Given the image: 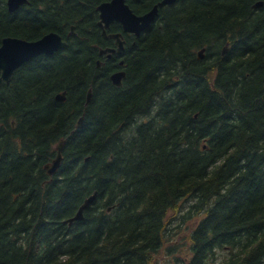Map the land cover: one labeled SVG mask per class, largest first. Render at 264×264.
Here are the masks:
<instances>
[{"label": "trees", "instance_id": "1", "mask_svg": "<svg viewBox=\"0 0 264 264\" xmlns=\"http://www.w3.org/2000/svg\"><path fill=\"white\" fill-rule=\"evenodd\" d=\"M104 1H0V40L66 41L0 83V264H155L184 200L198 220L174 264H264V0H175L137 37L113 22L126 42L109 59Z\"/></svg>", "mask_w": 264, "mask_h": 264}, {"label": "water", "instance_id": "2", "mask_svg": "<svg viewBox=\"0 0 264 264\" xmlns=\"http://www.w3.org/2000/svg\"><path fill=\"white\" fill-rule=\"evenodd\" d=\"M175 0H160L155 3L151 9L143 14H136L126 3L125 0H109L101 2L96 6L98 11V25L102 28L103 35H106V29L113 22H117L121 25L124 32L134 33L139 35L144 31L156 18L159 8L167 4H172ZM28 3V0H7V8L9 11H14L20 5ZM262 1L258 0L253 4V7L257 8L262 5ZM73 26L71 27V30ZM110 37L115 39V48H101L99 54L104 53L110 56L111 53L117 51L120 53L124 46L121 33L109 34ZM66 45L65 40L62 36L56 32H48L42 37L36 40H26L14 36L3 37L0 43L5 51V59L3 64H0V83L9 82L13 72L24 62L38 56L41 54H52L53 52L59 50ZM204 49L202 48L198 52L199 58L202 57ZM227 47H223L222 52H226ZM97 61V65H99ZM125 77V72L123 70L115 71L110 75V80L116 86H121L122 79ZM91 97V89L88 90L85 105L89 102ZM56 100L63 101L65 99V92H59L55 95ZM83 120V115L79 117L75 124L77 128ZM65 144V139H60L55 146L56 155L48 163L45 164L44 168L48 175H53L61 165L62 161V149ZM97 193L96 191L86 197L83 202L78 207L75 214L64 220V223L71 225L74 221L79 220L83 217L84 210L92 203L95 199ZM110 210V208H108Z\"/></svg>", "mask_w": 264, "mask_h": 264}, {"label": "rangeland", "instance_id": "3", "mask_svg": "<svg viewBox=\"0 0 264 264\" xmlns=\"http://www.w3.org/2000/svg\"><path fill=\"white\" fill-rule=\"evenodd\" d=\"M191 203L192 201L190 200L181 202L180 210L172 219L170 225L171 238L157 254L155 264H174L177 256V258H180L188 252L189 241L186 239V236L198 220L197 217H190V214H186ZM170 215L171 212L168 213V216ZM171 245H174V248L170 247L171 249H169L168 247ZM222 252L225 253L224 251ZM225 255L219 254L213 264H219L222 257Z\"/></svg>", "mask_w": 264, "mask_h": 264}, {"label": "flooded vegetation", "instance_id": "4", "mask_svg": "<svg viewBox=\"0 0 264 264\" xmlns=\"http://www.w3.org/2000/svg\"><path fill=\"white\" fill-rule=\"evenodd\" d=\"M0 1H1V0H0ZM4 1H5L6 9L8 10V8H7V0H4ZM125 1H126V0H125ZM159 1H160V0H159ZM28 2H29V0H28ZM157 2H158V1H157ZM157 2H156V3H157ZM25 4H27V3H25ZM22 5H24V4H22ZM22 5H20V6H22ZM20 6H19V7H20ZM19 7H18V8H19ZM18 8H17V9H18ZM17 9H15V10H17ZM15 10H14V11H15ZM8 11H9V10H8ZM9 12H13V11H9ZM111 24H112V23H111ZM150 25H151V24H150ZM150 25H149V26H150ZM109 26H110V25H109ZM149 26H148V27H149ZM148 27H147V28H148ZM121 28H122V27H121ZM147 28H146V29H147ZM73 29H74V26H73ZM73 29L71 30V26H70L69 34L73 33ZM143 32H144V31H142L140 34H142ZM122 33H123V32H121V34H122ZM124 33L133 34V35L136 36V37L140 35V34H139V35H135L134 33H130V32H124ZM42 36H43V35H42ZM42 36H41V37H42ZM4 37H6V36H4ZM14 37H16V36H14ZM2 38H3V37H2ZM2 38H1V40H2ZM62 38H63V37H62ZM109 38L113 40V42H112L113 45H110V46H108V47H109V48H115V47H116L115 39L112 38V37H109ZM122 39H123V46H124L126 41H125V39H124L123 34H122ZM1 40H0V43H1ZM35 40H36V39H35ZM63 40H64V39H63ZM65 42H66V41H65ZM123 49H124V48H123ZM122 51H123V50H122ZM122 51H121V52H122ZM121 52H120V53H121ZM120 53H118L117 51H115V52L111 53L110 56H107L106 53L100 55V54H99V51H98V55H99L100 57H105L106 59L111 58L114 54H116V55H120ZM100 57H99L98 60H97V61L100 62L99 65H97V62H96V65H97V66H100V64H101V62H102V59H101ZM122 64H123V60H121V58H119V59H118V65L121 66ZM121 67H122V66H121ZM119 70H122V69L120 68V69H117V70H115V71H119Z\"/></svg>", "mask_w": 264, "mask_h": 264}, {"label": "snow or ice", "instance_id": "5", "mask_svg": "<svg viewBox=\"0 0 264 264\" xmlns=\"http://www.w3.org/2000/svg\"><path fill=\"white\" fill-rule=\"evenodd\" d=\"M4 59H5V51L2 47H0V64H3Z\"/></svg>", "mask_w": 264, "mask_h": 264}]
</instances>
